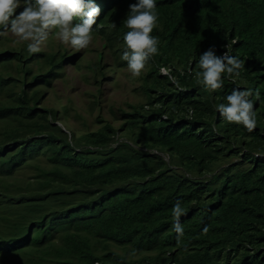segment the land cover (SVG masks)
I'll list each match as a JSON object with an SVG mask.
<instances>
[{
	"label": "trees",
	"instance_id": "1",
	"mask_svg": "<svg viewBox=\"0 0 264 264\" xmlns=\"http://www.w3.org/2000/svg\"><path fill=\"white\" fill-rule=\"evenodd\" d=\"M95 2L101 15L92 33L104 41L88 67L99 82L106 48L117 67L127 66L120 57L128 11L121 13L136 0ZM156 4L158 51L141 83L147 100L121 108L117 127L98 116L104 122L96 129L67 131L59 109L38 106L75 53L29 54L27 41L0 48V64L15 59L16 76L23 73L0 72L8 97L0 98V264H264V155H256L264 153V0ZM225 46L244 61L240 76L222 73L223 88L205 91L195 75L199 56L209 47L221 55ZM40 58L44 68L33 71ZM14 81H21L17 92ZM233 89L253 93L251 133L215 108ZM228 156L235 158L211 169ZM20 167L24 174L14 176ZM177 201L187 213L179 218L180 243Z\"/></svg>",
	"mask_w": 264,
	"mask_h": 264
},
{
	"label": "clouds",
	"instance_id": "2",
	"mask_svg": "<svg viewBox=\"0 0 264 264\" xmlns=\"http://www.w3.org/2000/svg\"><path fill=\"white\" fill-rule=\"evenodd\" d=\"M156 6V0H136L128 5L129 10L122 12V17H125L128 11L124 19V27L128 31L123 35L124 46L120 59L127 62L128 70L134 77L141 75L146 63L158 51V38L151 35L156 27L157 16L153 11ZM20 8L23 10L17 13ZM100 15L101 8L95 0H0V35L10 31L19 41H30L27 44V52L36 54L41 52V45L50 30L53 29L54 33L58 29L57 38L77 50L71 51L76 55L79 50L88 47L92 36L95 39L99 37L93 34L92 30ZM115 26L113 23L112 27ZM225 47L226 50L221 55L216 54L214 47H209L199 56V70L195 75L198 77L197 84L205 91L214 92L223 88L222 73H227L229 78L240 76L244 61L231 55L228 47ZM62 48L66 51L63 46ZM163 71L178 89L184 90L175 77L168 74L167 70ZM252 95L250 89H233L223 98L226 103H219L215 108L226 122L242 125L251 133L257 127L254 103L250 99ZM256 99H259V93L256 94ZM188 118L191 119V116ZM256 155L264 153L257 152ZM186 214V209L177 201L172 209L173 231L176 233L177 243H180L184 234L179 218ZM204 231L206 232L207 228Z\"/></svg>",
	"mask_w": 264,
	"mask_h": 264
},
{
	"label": "rangeland",
	"instance_id": "3",
	"mask_svg": "<svg viewBox=\"0 0 264 264\" xmlns=\"http://www.w3.org/2000/svg\"><path fill=\"white\" fill-rule=\"evenodd\" d=\"M23 9H18L22 11ZM123 13H121L122 17ZM58 29L53 33V29L47 39L42 43V50H56L62 48L66 49V52L77 51L73 49L70 44L62 43L58 38L56 33ZM104 39L97 37L96 39L92 36V40L87 48L81 49L76 53V58L73 60L65 59L62 61L63 69L61 70L60 76H54L49 85L44 87L42 93L41 103L38 106H46L48 108H56L61 112L62 117L65 118V129L67 131L75 129L78 133H83L85 131L93 130L100 127L105 120L111 121L116 127L120 125L123 121L121 114V108L129 109L130 103H141L147 100L143 89L141 88L142 77L148 69V64L142 70L139 77H134L128 70V66L117 67L115 61L113 60L114 55L109 52L106 48L104 51L103 64L105 65L104 70H106V76L102 78L99 82L94 81V70L92 67H88V62L96 61L98 58V53L96 50L101 49L102 42ZM26 42V41H24ZM24 42L19 41L17 37L7 32L0 35V48H11L18 47ZM28 43L30 41H27ZM18 49V48H16ZM78 56V57H77ZM15 59L11 61L10 67H3L0 64V72L3 75L16 76ZM32 70L37 71L40 67L44 68L41 63V58L38 62H32ZM114 66L115 69H112ZM9 71V72H8ZM23 73L18 74L16 77H22ZM28 80V78H27ZM13 91H19L21 81H14L11 84ZM100 87L101 92L97 93L96 89ZM97 96V101L94 106L91 107L92 99ZM0 98H8L3 92L0 93ZM147 109V108H146ZM100 116L104 121H98L97 117ZM51 119V117H49ZM6 119H0V128H3ZM62 119L55 121L57 123H62ZM64 122V121H63ZM12 123L15 120L12 119ZM64 129V126H63ZM126 136L128 141L132 142L129 134L124 132H119ZM264 149L263 147H260ZM259 152H263L258 150ZM165 158H168V154L164 153ZM235 156H228V158H223L215 161L211 165L212 170H216L219 165H224L226 160L231 161ZM16 170V175L18 176L24 174L23 169ZM177 169L182 170L179 166ZM30 171V169H28ZM29 173V172H28ZM15 180L23 181L20 177ZM113 249L122 251L121 248L117 246H112ZM133 254H128L132 256ZM139 254H134L133 256H138Z\"/></svg>",
	"mask_w": 264,
	"mask_h": 264
}]
</instances>
